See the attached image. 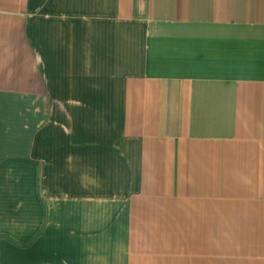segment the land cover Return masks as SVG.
Masks as SVG:
<instances>
[{
    "label": "crops",
    "instance_id": "crops-1",
    "mask_svg": "<svg viewBox=\"0 0 264 264\" xmlns=\"http://www.w3.org/2000/svg\"><path fill=\"white\" fill-rule=\"evenodd\" d=\"M0 264H264V0H0Z\"/></svg>",
    "mask_w": 264,
    "mask_h": 264
}]
</instances>
